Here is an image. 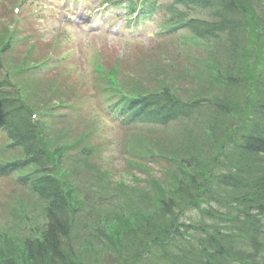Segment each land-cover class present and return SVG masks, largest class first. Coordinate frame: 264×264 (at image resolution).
<instances>
[{
	"label": "trees",
	"instance_id": "trees-1",
	"mask_svg": "<svg viewBox=\"0 0 264 264\" xmlns=\"http://www.w3.org/2000/svg\"><path fill=\"white\" fill-rule=\"evenodd\" d=\"M124 5L141 18L160 11L165 31L185 32L186 39L201 45L206 55L197 59V67L220 93L208 100L214 116L207 150L200 149L193 136L186 139L194 148L191 155L179 157L184 161L175 190L164 189L154 179L158 197L151 200L153 210L139 220L143 222L124 235L103 233L110 247H104L107 264H243L247 253L241 246L256 239L242 226H255L259 220L264 228V0H127ZM217 42L222 43L221 60L212 53ZM1 88L0 129L23 148L25 159L0 167L12 173L22 165H37L44 175L30 189L48 201V225L40 240L27 243L22 263L103 264L101 251L74 252L71 234L79 210L72 199L73 184L56 177L58 164L37 135L32 111L15 91ZM171 92L168 87L145 96V111L140 113L162 124L189 117L197 104H185ZM87 151L83 148L81 155ZM8 258L0 249V261Z\"/></svg>",
	"mask_w": 264,
	"mask_h": 264
},
{
	"label": "rangeland",
	"instance_id": "rangeland-1",
	"mask_svg": "<svg viewBox=\"0 0 264 264\" xmlns=\"http://www.w3.org/2000/svg\"><path fill=\"white\" fill-rule=\"evenodd\" d=\"M16 1L17 0H0V4L5 3V5L0 6V32L3 31L5 25H7V27L10 25V27H12V23L17 19L18 29L20 30L19 34L23 37L31 36V41L36 43V57L41 55L40 58H43L51 54V59L55 61L69 53L68 56L70 57L66 59L65 63L69 64L73 69L76 68V70L81 73H85L88 68L81 63L83 55L81 53L77 54V51L81 45H86L85 43H87L93 45V47L97 49V52L101 53L104 60L103 62L107 67L113 65L114 62L119 59L123 62V70L129 74L132 73L131 70H136L141 72V74L148 73V69H151L152 64L155 63L157 59L162 61L161 58L165 54H167V56H165L166 60L169 59V61H171L177 73L188 71L193 74L194 70L197 68V64L193 62V60L187 58L188 53L185 50V46L174 47L173 44L172 47V42L175 44H182L180 41L168 36L152 37L159 31V27L153 21L134 24V21H131V19L119 17L122 11L117 8L108 10L104 8L100 9L97 13L91 5L95 4L94 0H89L85 4L88 7L74 1H72V3L70 1V4L67 6L64 3L59 5L57 0H52V3L51 0L45 2L43 0H32L33 4L27 2V4L20 7L18 12H15V10L10 9V5ZM26 17L28 20H26ZM156 19L157 18H154V20ZM38 36L41 37L42 40ZM56 37H58L61 44L59 49H54V40ZM28 44L29 42H26V46H23L20 52L17 53L18 57L22 58L26 55L25 50ZM71 49H73L74 53L77 55H74L72 51H70ZM189 49L196 50L197 47H190ZM65 51L68 53L63 55L66 53ZM151 54H156L154 62ZM194 55H198V59H204V52L202 49L195 51L192 56ZM49 70H51V61L42 64L39 71L33 70L29 74L38 76L42 75L40 72ZM52 71L51 76H49L48 73L43 74L42 82H44L47 77L48 81L51 79V86L59 85L63 88L70 87L65 88L62 92L63 94L68 92V94L65 95L69 96L71 101L76 102V99L72 97L74 95L87 98L89 89L87 85L80 80L76 72L70 77L64 78L62 73L56 72L53 74ZM155 79L156 71L155 77H151L149 83L154 84ZM164 79L167 83L172 85L171 88L180 86H185L183 88L188 87L184 85V81H181V85L178 86L177 81L166 79V77H164ZM40 89L44 91L43 87ZM208 92H211V90ZM43 94L44 93H42V95ZM200 96H207L206 91L202 90ZM87 106L89 105L87 104ZM78 113L83 115L86 114L87 111L82 107ZM42 121L50 127L51 131V119ZM99 124L100 126H97L99 129L95 133L94 139L95 144L100 148V153L95 161L97 168L107 176L105 178L103 177V179H98V182L95 183L90 177H86L84 173H80L77 180L80 192L82 196L85 197L83 201L84 204H82L83 211L85 212L83 216L89 213L90 208L96 213L93 218L89 217L87 219L83 216L79 217V219L82 217V225L86 231L83 232V235L85 236L96 227L95 222L97 216L99 218L101 216L108 217V226L115 230V234L133 228L135 224H138L140 218L147 210L149 200L158 197L157 187H150L147 185L146 181L149 180L150 177L152 179H160L159 185L166 190L170 189L171 182V173H168V171L171 170L172 164L168 162V159H160V165L155 159L151 161L147 160L145 162L147 170L145 171H140L137 168H129V162L139 161L135 156L136 153L131 149L134 136L131 135V133L128 134L124 128L116 124H110L105 120H99ZM56 127L64 129L74 128L79 130V132L87 128L96 131L87 121H82L79 126V121L76 120L75 116H69L58 121ZM170 133L171 132L162 134L159 147L164 148V154L172 157L175 156L173 154L181 151L183 147L181 146L182 143H170ZM150 135L153 138L156 137L154 134ZM153 141L154 139H152V143ZM183 143L185 144L183 149L189 151V153L182 150L179 157L186 158L185 156L191 155V148L194 147L192 146L191 140L190 143H188L185 139ZM200 148L207 150L205 146H201ZM153 149L155 150L156 147ZM194 150L197 151V148ZM179 157L173 158L176 164H181V162L177 160ZM183 161L184 160H182V163ZM184 164L188 165L186 163ZM191 168H194V166ZM129 172L131 174H129ZM20 175L21 173L19 172L15 173L12 177L18 180ZM133 177H136V179ZM13 178L0 179V224L4 223L3 220L6 218H8L9 221L13 220L14 218L12 217L19 212L23 214V208L25 206L21 207L20 205L22 203L26 204L30 200V196L27 192L15 185V180ZM150 181L151 179L149 182ZM123 183L125 187L130 188L124 190L122 186ZM135 192L141 194L144 197V201L147 202L144 203V207L139 212V215L132 218L128 216V214L132 215L133 213L131 206L143 202L141 199L140 202L134 204L130 203L129 198L131 195L127 194ZM8 193H14L15 199H10L12 197L8 196ZM133 198L137 200L136 196ZM18 200H20L21 203ZM11 211L13 212L10 213ZM126 220H129L130 223H127ZM18 221L19 219L15 220V223ZM9 226H12V223H10ZM0 227L4 230L7 225H1ZM76 230L75 228L74 241L76 240V242L74 243V247L82 249L85 243L82 241L81 236L76 234ZM88 247L91 248L90 246H86V248Z\"/></svg>",
	"mask_w": 264,
	"mask_h": 264
},
{
	"label": "bare ground",
	"instance_id": "bare-ground-1",
	"mask_svg": "<svg viewBox=\"0 0 264 264\" xmlns=\"http://www.w3.org/2000/svg\"><path fill=\"white\" fill-rule=\"evenodd\" d=\"M256 140V138H254ZM259 216V215H258ZM252 222L242 226V231L245 233H250L256 242L249 243L246 241L241 249L247 253V256L243 258V264H264V228L260 225L259 220H255V226H251ZM239 225L236 226V228Z\"/></svg>",
	"mask_w": 264,
	"mask_h": 264
}]
</instances>
